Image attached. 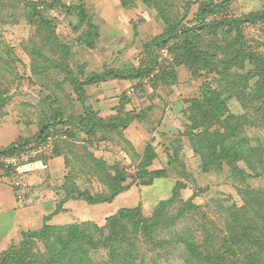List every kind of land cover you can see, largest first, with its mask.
Instances as JSON below:
<instances>
[{
	"label": "rangeland",
	"instance_id": "obj_1",
	"mask_svg": "<svg viewBox=\"0 0 264 264\" xmlns=\"http://www.w3.org/2000/svg\"><path fill=\"white\" fill-rule=\"evenodd\" d=\"M63 1L68 5L81 2ZM85 1L88 14L100 30L95 48L77 41L78 36L86 34L88 27L75 14L67 13L61 7L45 10L43 16L46 23H41V28L37 30V24L31 23L26 15L30 9L24 0H0V91L5 96L0 106V125H7L9 140L30 138L36 134L57 107L68 115L83 112L78 93L66 78L67 70L59 65L65 54L63 45L69 47L68 63L75 74H81L80 79H85L90 73L112 68L132 72L144 68L147 63L149 57L145 43L162 34L166 28L157 11L141 0H125L127 3L124 5L122 0ZM201 1L170 0L172 15L182 25H191L195 22ZM262 4L264 0H233L230 10L232 14L240 16L261 8ZM50 30H54L58 37L52 43L48 42ZM245 34L264 53V23L245 26ZM38 49L45 51L46 55L35 63L39 69L35 73L32 60L33 57L37 60ZM177 72L178 79L170 86L154 84V81L144 85L140 79H112L86 86L89 102L103 117L116 112L115 108L124 99L123 95L130 99L124 110L142 112V121L131 123L124 135L141 152L150 138H154L153 143L160 156L154 161L153 169L165 167L169 155L174 154L177 146H182L179 157L169 169L170 175L156 178L152 185L141 186L134 179L138 159L134 157L130 145L118 138L99 143L98 137L91 142L78 143L67 156L69 162L65 170V175H70L66 185L72 196L76 197L80 190L96 198L110 196L112 187L107 178L109 165L116 166L125 174L127 180L124 184H130L132 190L115 204H112L113 201L89 204L85 200H69L64 204V207L69 205L66 214L49 223L62 225L93 221L104 226L107 217L120 208L138 204L142 206L143 215L150 217L154 214L155 205L171 196L178 180L181 183L178 198L166 210V221L158 228L159 237L171 239L180 233L194 232L201 243L209 233L224 235V219L228 213L226 207L242 204L241 189L264 190V164L257 166L262 171L261 176H255L245 162L238 165L247 174L227 165L222 170L202 171L200 157L194 154L184 136L188 122L183 111L192 98L204 94L203 82L193 80L185 67ZM209 80L215 86L219 85L217 77ZM250 83L252 85L253 80ZM132 86L135 90L130 92ZM228 105L231 113L247 112L254 121H258L259 114L243 108L236 97L229 98ZM246 132L254 146L264 148V126L251 124ZM64 181L65 177L59 184L60 190ZM190 198L197 209H184ZM38 224L37 221L33 226ZM126 228L130 237L134 238L130 249L141 254L142 259L137 264H187L184 245L175 247L174 242L170 248H154L132 223ZM44 251L42 243L33 247L34 253L42 254ZM104 258V253L95 256L97 264Z\"/></svg>",
	"mask_w": 264,
	"mask_h": 264
},
{
	"label": "trees",
	"instance_id": "obj_2",
	"mask_svg": "<svg viewBox=\"0 0 264 264\" xmlns=\"http://www.w3.org/2000/svg\"><path fill=\"white\" fill-rule=\"evenodd\" d=\"M24 1L30 9L26 11V15L31 23L37 24V30L41 28V23H46L43 11L61 7L67 13L75 14L88 27L86 34L78 36L77 41L84 42L91 48L96 47L100 30L88 14L85 0L75 5H68L63 0ZM141 1L154 8L166 25L162 34L145 43L149 57L145 67L132 72L106 69L80 79L81 74H75L68 63L69 47L63 45L65 54L59 65L67 70L66 78L78 93L83 112L68 115L61 107H57L36 134L30 138L18 139L0 151L11 154L28 143L44 141L53 136L56 137L53 154L36 161L64 156L68 167L67 156L73 152L76 144L91 142L96 137L99 143L112 142L118 138L130 145L134 150V157L138 159L134 177L137 184L149 186L156 178L168 177L169 169L179 157L178 152L182 146H177L174 154L169 155L165 167L152 169L151 166L159 157L153 143L154 138H150L146 143L143 152H138L130 139L124 135L131 123L142 121V112L124 110L130 99L123 95L124 99L115 108L116 112L103 117L89 102L86 90L87 85L112 79H140L141 82L158 66L160 51L167 48L170 54L169 64L162 65L154 84H173L178 79L179 67H185L193 80L203 82L204 94L192 98L183 111L188 122L184 136L187 137L194 154L200 157L202 171L222 170L227 165L233 170L247 174V171L238 165L245 162L254 171L255 176H261L262 171L260 172L257 166L264 164V148L251 143L246 128L251 124L264 126V53L246 36L245 26L264 23V5L237 16L230 10L233 0H202L194 18L195 22L182 25L172 15L173 5L170 0ZM122 3L124 5L127 1L122 0ZM53 39L57 41L58 37L54 30H50L48 42L52 43ZM38 52L37 60L35 57L32 60V70L35 73L39 70L35 63L46 55L45 51L40 49ZM212 77L218 78L219 85L215 86L210 82ZM231 97H236L243 108L251 109L250 113H258V121H254L247 112L231 113L228 105ZM4 100L5 96L0 91V106ZM64 136L66 138H63ZM69 178L67 173L61 185L63 196L55 211L45 216L42 227L24 231L18 244H13L3 251L0 264H97L95 256L102 253L105 258L98 264H137L142 258L141 254L130 249L134 238L127 232L126 225L129 223H132L136 231L154 248H170L174 242L175 247L184 245L187 264H264V190L241 189L242 204L226 207L228 213L224 219V235L209 233L200 243L194 232L180 233L171 239L159 237L158 228L166 221V210L178 198V188L181 186L178 180L175 181L171 196L159 201L150 217L143 215L142 206L138 204L120 208L107 217L104 226H99L93 221L51 224L49 221L55 214L67 211L64 204L69 200L80 199L89 204L112 202L116 196L131 188L130 184H124L127 180L125 174L114 165L107 167V178L112 187V194L107 197L96 198L81 190L74 197L66 185ZM190 208H198L193 204L192 198L184 207ZM181 213L183 214V210ZM37 243H42L45 247L42 254L33 252Z\"/></svg>",
	"mask_w": 264,
	"mask_h": 264
},
{
	"label": "crops",
	"instance_id": "obj_3",
	"mask_svg": "<svg viewBox=\"0 0 264 264\" xmlns=\"http://www.w3.org/2000/svg\"><path fill=\"white\" fill-rule=\"evenodd\" d=\"M7 131V125H0V149L17 141L9 140L10 135L7 134ZM134 140L133 142H135ZM65 170L64 156L54 157L47 161H35L23 168L24 184L21 188L14 187L8 179L0 175V256L3 251L22 240L24 231L42 227L45 216L55 211L60 197L63 196L59 184L65 177ZM131 188L116 196L112 204H115L121 196H127V193L132 190ZM68 206L64 208H68ZM65 214V212L55 214L50 221L53 222ZM37 221L39 224L33 226Z\"/></svg>",
	"mask_w": 264,
	"mask_h": 264
},
{
	"label": "built area",
	"instance_id": "obj_4",
	"mask_svg": "<svg viewBox=\"0 0 264 264\" xmlns=\"http://www.w3.org/2000/svg\"><path fill=\"white\" fill-rule=\"evenodd\" d=\"M160 54L158 66L142 79L141 83L144 85L154 81L160 73L163 64H169L170 54L168 49L163 48ZM134 90V86L129 88L130 92ZM63 138H66V136ZM55 140L56 137L49 136L44 141L28 143L19 148L17 152L11 154L0 151V175L8 179L14 187L21 188L24 184L23 168L37 159L50 157L54 152Z\"/></svg>",
	"mask_w": 264,
	"mask_h": 264
}]
</instances>
